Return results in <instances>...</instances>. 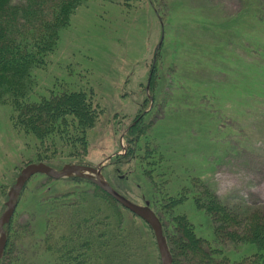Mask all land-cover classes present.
I'll return each instance as SVG.
<instances>
[{"label":"rangeland","instance_id":"374dc122","mask_svg":"<svg viewBox=\"0 0 264 264\" xmlns=\"http://www.w3.org/2000/svg\"><path fill=\"white\" fill-rule=\"evenodd\" d=\"M118 1L83 4L61 31L57 48L32 71V101L65 91L92 96L99 118L88 131L86 154L42 156L38 140L16 130L11 107L0 102V217L21 170L39 162L58 171L66 164L104 163L102 179L139 205L149 202L165 224L147 170L171 194L196 176L225 203L264 206V0H133L136 9ZM138 117L133 127L143 132L135 141L131 126ZM147 149L155 157L145 159ZM70 178L37 173L18 196L11 221L19 238L24 226H33L34 236L24 237L22 249L33 263L62 264L59 252L40 245L46 200L62 201L87 188ZM94 204L109 206L111 214L117 209L104 200ZM120 211L130 235L117 244L106 237L109 253H97L95 264H161L150 226L126 208ZM175 213L186 214L199 236L212 239L211 219L191 200ZM237 252L239 257L246 248Z\"/></svg>","mask_w":264,"mask_h":264},{"label":"trees","instance_id":"16d2710c","mask_svg":"<svg viewBox=\"0 0 264 264\" xmlns=\"http://www.w3.org/2000/svg\"><path fill=\"white\" fill-rule=\"evenodd\" d=\"M24 1L0 0V102L11 107L10 120L15 129L38 140L39 151L44 150L42 156L66 154L82 157L88 150V131L95 127L99 118L92 96L84 91H65L54 92L39 101H32L29 97L32 71L46 62L47 56L58 46L61 31L70 26L72 16L88 0ZM118 2L127 9H136L133 8V0ZM259 9L256 18L261 20ZM133 128L131 135L136 141L143 130L139 125ZM136 150L137 146L132 153ZM154 152L147 149L145 159ZM156 162L147 160L151 165ZM145 176L152 185L154 195L157 194L163 204L159 209L167 217L166 224L162 223L170 243L173 264H181L180 258L188 264L191 263L190 258L197 260L195 264H264L262 204L225 203L196 176L190 177L188 184L177 194L165 191L166 182L158 184L150 171L147 170ZM70 180L87 188L78 190L76 194L64 195L62 201L58 198L46 200L45 231L40 246L47 253L59 252L62 264H95L97 253H109L106 237L112 236V244H117L124 233L130 235L120 211L123 206L87 178L72 176ZM74 195L76 200L71 199ZM97 200L115 206L116 211L113 208L114 213L111 214L107 211L109 206L107 210L95 207ZM188 200L211 219V240L196 233L186 214L175 213L176 208ZM100 225L105 227V231L100 229ZM31 227L24 226L19 233L22 238H19L12 221L6 226L8 240L0 264H37L30 261L22 250L26 247L24 237L34 236ZM110 227L114 228L113 234H110ZM25 229L27 231L22 232ZM58 243L60 246L57 249ZM33 244L36 246L37 242ZM239 246H244L246 252L238 257V252L236 255L232 251ZM122 252L127 251L123 249Z\"/></svg>","mask_w":264,"mask_h":264},{"label":"water","instance_id":"95a60500","mask_svg":"<svg viewBox=\"0 0 264 264\" xmlns=\"http://www.w3.org/2000/svg\"><path fill=\"white\" fill-rule=\"evenodd\" d=\"M103 164L104 163H101L97 167L80 164H66L59 171L44 162L30 163L26 165L21 170L15 184L9 190L8 200L6 201V209L0 217V258L4 254L8 240L5 226L12 220L16 210L18 196L24 189L26 182L33 175L42 173L54 179L72 176L84 177L99 185L113 198H115L124 208L143 219L150 226L155 235L161 264H173V255L164 234L162 222L150 207V203L146 202L145 205H139L115 190L107 181L102 179Z\"/></svg>","mask_w":264,"mask_h":264},{"label":"flooded vegetation","instance_id":"af4514ba","mask_svg":"<svg viewBox=\"0 0 264 264\" xmlns=\"http://www.w3.org/2000/svg\"><path fill=\"white\" fill-rule=\"evenodd\" d=\"M140 117H141V116H140ZM140 117L136 118L135 122H134V123H132V126H131V127H133V126H134V124H136V123H137V121L139 120V118H140Z\"/></svg>","mask_w":264,"mask_h":264}]
</instances>
